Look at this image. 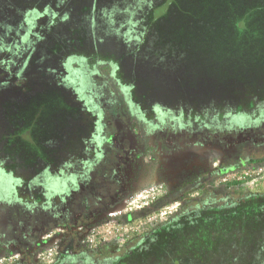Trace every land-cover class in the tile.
Wrapping results in <instances>:
<instances>
[{
  "label": "flooded vegetation",
  "instance_id": "af4514ba",
  "mask_svg": "<svg viewBox=\"0 0 264 264\" xmlns=\"http://www.w3.org/2000/svg\"><path fill=\"white\" fill-rule=\"evenodd\" d=\"M78 9L71 13L73 27L65 25L64 15L49 16L64 26L61 32L55 22L49 24L54 28L51 41L61 32L56 39L60 45L50 54L60 59L57 68L65 74L60 88L74 111V123H68L62 133L55 132L51 147L41 141L44 156L33 159V155L31 166L23 161L19 173L6 165L9 156L0 145V259L43 264L39 255L45 233L63 229L62 236H53L58 244L50 264H134L142 250L158 242L157 233L163 229L247 198L264 199V192L239 197V187L219 183L228 173L264 164V81L246 91L186 90L185 95L160 91L162 87L151 82L157 87L151 92L144 80H138L135 60L125 55L129 39L108 44L105 36L99 37L97 13L91 15L89 34L85 12ZM26 23L33 29L35 16ZM22 32L23 23L5 28L0 36V52L10 50V60L0 63V71L15 66L20 53H14L24 47L23 41L27 47L32 45V33L23 37ZM147 69L148 65L143 71ZM215 148L223 154L222 161L216 169L206 170L203 154L213 161ZM157 180L174 187L168 201H181L174 215L123 243L91 247L84 242L89 230L101 226L133 190Z\"/></svg>",
  "mask_w": 264,
  "mask_h": 264
},
{
  "label": "rangeland",
  "instance_id": "374dc122",
  "mask_svg": "<svg viewBox=\"0 0 264 264\" xmlns=\"http://www.w3.org/2000/svg\"><path fill=\"white\" fill-rule=\"evenodd\" d=\"M58 1L0 0V36L5 28L23 23V37L32 33L33 40L29 47L23 41L24 47L16 50L14 54L20 55L15 66L0 71V145L9 156L6 165L17 173L23 161L31 166L35 157L44 156L41 141L51 147L55 132L62 133L68 123L75 121L74 111L60 88L65 76L57 68L60 59L50 54L60 45L56 39L64 26L54 21L56 17L51 20L50 15H64L62 19L68 18L65 25L73 27L71 13L79 8L78 11L85 12V28L92 35L91 15L97 13L101 19V25L96 26L99 37L105 36L108 44L129 39L131 44L125 55L135 60L138 80H144L151 92L157 89L151 82L162 87L160 91L185 95L187 91H246L249 85L264 81V0H66L68 5H59ZM33 16L36 26L30 29L26 20ZM51 22L61 31L56 32L54 41ZM7 51L10 50L5 48L0 52V63L9 62ZM147 65L146 73L143 69ZM6 123L11 128H6ZM51 131L54 134L50 136ZM7 133L11 135L8 137ZM215 149L214 162L211 155L203 154L207 156L206 170L216 169L222 161L223 154ZM248 169L253 171L249 180L255 182L237 185L239 197L247 192H264V164ZM173 190L171 184L162 180L136 188L123 206L106 216L101 226L89 230L84 242L100 247L103 243L118 239L125 242L147 234L180 209V199L168 201ZM63 233V229L45 233L41 254L53 255L58 244L53 236ZM256 256L259 264H264V257Z\"/></svg>",
  "mask_w": 264,
  "mask_h": 264
},
{
  "label": "trees",
  "instance_id": "16d2710c",
  "mask_svg": "<svg viewBox=\"0 0 264 264\" xmlns=\"http://www.w3.org/2000/svg\"><path fill=\"white\" fill-rule=\"evenodd\" d=\"M157 236L158 242L142 250L134 264H259L256 255L264 257V199L247 198L227 209L202 212Z\"/></svg>",
  "mask_w": 264,
  "mask_h": 264
},
{
  "label": "built area",
  "instance_id": "2783aa9c",
  "mask_svg": "<svg viewBox=\"0 0 264 264\" xmlns=\"http://www.w3.org/2000/svg\"><path fill=\"white\" fill-rule=\"evenodd\" d=\"M251 172H253L252 170H249V169H245V170H242V171H238V172H233V173H228L222 177H220L219 179V183L220 184H224L226 186H233V185H240L241 186H247L249 184H252L253 182H255V180H249V179H252V175H251ZM245 180H249L248 182H244ZM116 241H119V242H122L123 239H118ZM44 249V248H43ZM55 256V253L52 255V254H48V255H45V254H41L39 255V260L43 263V264H50V262L53 260ZM12 258L7 260L5 258H1L0 259V264H12Z\"/></svg>",
  "mask_w": 264,
  "mask_h": 264
}]
</instances>
